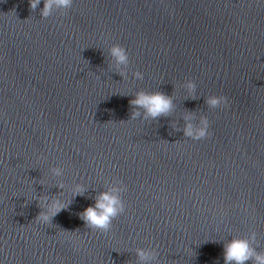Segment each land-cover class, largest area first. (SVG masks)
<instances>
[{
    "label": "water",
    "instance_id": "water-1",
    "mask_svg": "<svg viewBox=\"0 0 264 264\" xmlns=\"http://www.w3.org/2000/svg\"><path fill=\"white\" fill-rule=\"evenodd\" d=\"M43 7L0 0V264H138L149 247L154 264H224L223 244L252 232L264 251V0ZM141 90L171 95L172 113L131 119ZM213 95L228 105L209 108ZM189 113L208 137L184 136ZM117 179L125 212L107 234L88 229L78 213ZM56 195L68 207L37 222Z\"/></svg>",
    "mask_w": 264,
    "mask_h": 264
},
{
    "label": "clouds",
    "instance_id": "clouds-1",
    "mask_svg": "<svg viewBox=\"0 0 264 264\" xmlns=\"http://www.w3.org/2000/svg\"><path fill=\"white\" fill-rule=\"evenodd\" d=\"M31 11H35L41 0H29ZM74 0H44V7L41 11L42 18H48L55 11H61L66 14L71 9ZM55 10V11H54ZM110 56L117 69V74L124 75L123 69L126 68L129 61V54L125 47L116 44L109 49ZM138 80H143V73L136 71L133 73ZM185 87L188 93L195 99L197 84L194 80H186ZM134 99L129 101L133 111L131 119H137L141 116L145 121H156L160 117L169 116L174 108L173 97L162 91L146 92L139 91L135 94ZM206 105L211 108H219L221 105H228V98L225 96H208L205 99ZM192 113L186 118L185 126L182 131L185 137L194 140H201L210 135V123L206 116L199 119V124L190 122ZM177 131L181 129L177 128ZM54 176H62L64 169L56 167L52 169ZM63 189V184H58ZM87 189L83 184L77 183L73 188L74 195H83ZM126 191V185L122 180H115L112 186L103 192H100L95 199L94 205L87 207L84 211L78 213L85 226L92 231H99L107 234L112 230L113 221L125 212V202L122 193ZM59 195L45 196L42 203V211L37 215L36 221L47 224L60 213L65 207ZM257 234L252 232L249 237L235 238L223 244L224 264H264V251H258ZM138 264H154L158 261L160 253L155 248H136L135 249Z\"/></svg>",
    "mask_w": 264,
    "mask_h": 264
}]
</instances>
